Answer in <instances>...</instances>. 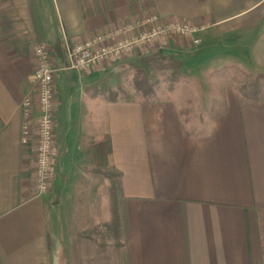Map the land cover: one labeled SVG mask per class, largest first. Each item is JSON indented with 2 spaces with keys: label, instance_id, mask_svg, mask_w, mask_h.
I'll list each match as a JSON object with an SVG mask.
<instances>
[{
  "label": "crops",
  "instance_id": "0c3cea01",
  "mask_svg": "<svg viewBox=\"0 0 264 264\" xmlns=\"http://www.w3.org/2000/svg\"><path fill=\"white\" fill-rule=\"evenodd\" d=\"M148 14L204 29L198 45L173 38L142 55L162 51L192 76L228 64L264 72V0H0V264H60L56 198L84 192L77 147L104 135L121 174L126 264H261L264 99L240 102L233 88L209 107L218 105V114L200 133L172 101L107 102L96 94L90 87L114 64L59 71L51 187L34 196L35 139L22 144L20 132L22 102L29 95L35 102L32 48L45 43L62 68L75 44Z\"/></svg>",
  "mask_w": 264,
  "mask_h": 264
},
{
  "label": "rangeland",
  "instance_id": "374dc122",
  "mask_svg": "<svg viewBox=\"0 0 264 264\" xmlns=\"http://www.w3.org/2000/svg\"><path fill=\"white\" fill-rule=\"evenodd\" d=\"M242 54L246 56L245 52ZM130 59L117 60L106 74L125 67ZM238 67L236 64H228L218 69L199 70L195 76L186 70L183 79L172 91L166 88V81L161 79L158 85L159 98L172 101L179 111H186L181 116L188 119L187 126L202 133L207 123L209 107L214 101L219 102L216 98H219L220 93L226 88H232L236 79L240 78V73L253 75L261 72L249 73ZM129 80L130 74L126 76V85ZM217 106H214L215 111ZM94 113L96 112L92 113L91 122L100 126ZM88 146V139H84L77 147L82 161L79 167L87 174L86 189L70 201L67 198H56L53 241L54 248L62 259L60 264H74L73 256L79 257L82 264H115L111 241L103 239L99 233L109 219L108 181L101 173L102 170L96 168L88 153ZM258 248L260 262L264 264V217L258 230Z\"/></svg>",
  "mask_w": 264,
  "mask_h": 264
},
{
  "label": "built area",
  "instance_id": "2783aa9c",
  "mask_svg": "<svg viewBox=\"0 0 264 264\" xmlns=\"http://www.w3.org/2000/svg\"><path fill=\"white\" fill-rule=\"evenodd\" d=\"M203 29L204 26L183 17L140 16L72 46L67 50V63L62 68L53 64L45 43L35 45L32 48L35 65L31 75L35 102L32 95L24 98L20 128L22 144L35 139L34 196L46 195L51 187L56 114L54 79L59 71L89 72L101 64L141 56L151 46L173 38L188 39L192 45H198V35Z\"/></svg>",
  "mask_w": 264,
  "mask_h": 264
},
{
  "label": "trees",
  "instance_id": "16d2710c",
  "mask_svg": "<svg viewBox=\"0 0 264 264\" xmlns=\"http://www.w3.org/2000/svg\"><path fill=\"white\" fill-rule=\"evenodd\" d=\"M130 74L126 85V76ZM182 62L171 55L156 50L150 54L136 56L130 59L125 67L116 72L106 74L90 88L107 102H158V85L166 81L167 89L172 91L183 79ZM240 102H254L264 99V72L253 75L240 73V78L232 85ZM215 102V101H214ZM218 113L214 107L208 110V120L216 117ZM96 168L102 170L108 181V207L109 219L103 224L100 235L103 239L111 241L115 256V264H126L122 253V231L120 225L119 203L122 198L121 174L110 165L111 142L108 135L91 141L88 146ZM98 171V169H97ZM74 264H82V260L73 256Z\"/></svg>",
  "mask_w": 264,
  "mask_h": 264
}]
</instances>
